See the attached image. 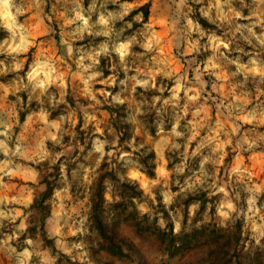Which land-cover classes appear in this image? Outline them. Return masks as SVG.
<instances>
[{
    "label": "clouds",
    "instance_id": "clouds-1",
    "mask_svg": "<svg viewBox=\"0 0 264 264\" xmlns=\"http://www.w3.org/2000/svg\"><path fill=\"white\" fill-rule=\"evenodd\" d=\"M0 264H264V0H0Z\"/></svg>",
    "mask_w": 264,
    "mask_h": 264
}]
</instances>
